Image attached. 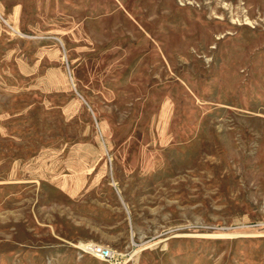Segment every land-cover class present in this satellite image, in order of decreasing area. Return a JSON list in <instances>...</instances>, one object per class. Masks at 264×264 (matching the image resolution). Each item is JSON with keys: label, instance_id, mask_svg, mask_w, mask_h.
Here are the masks:
<instances>
[{"label": "rangeland", "instance_id": "1", "mask_svg": "<svg viewBox=\"0 0 264 264\" xmlns=\"http://www.w3.org/2000/svg\"><path fill=\"white\" fill-rule=\"evenodd\" d=\"M264 264V0H0V264Z\"/></svg>", "mask_w": 264, "mask_h": 264}, {"label": "built area", "instance_id": "2", "mask_svg": "<svg viewBox=\"0 0 264 264\" xmlns=\"http://www.w3.org/2000/svg\"><path fill=\"white\" fill-rule=\"evenodd\" d=\"M81 249L84 253L109 264H125L127 259L121 251L99 243L85 242L81 243Z\"/></svg>", "mask_w": 264, "mask_h": 264}]
</instances>
